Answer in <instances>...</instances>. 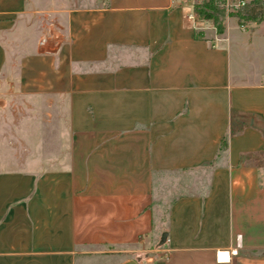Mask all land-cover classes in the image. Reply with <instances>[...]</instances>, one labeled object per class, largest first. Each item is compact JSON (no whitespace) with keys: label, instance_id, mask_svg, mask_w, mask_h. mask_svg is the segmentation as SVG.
<instances>
[{"label":"crops","instance_id":"0c3cea01","mask_svg":"<svg viewBox=\"0 0 264 264\" xmlns=\"http://www.w3.org/2000/svg\"><path fill=\"white\" fill-rule=\"evenodd\" d=\"M200 20L0 0V264H264V19Z\"/></svg>","mask_w":264,"mask_h":264},{"label":"trees","instance_id":"16d2710c","mask_svg":"<svg viewBox=\"0 0 264 264\" xmlns=\"http://www.w3.org/2000/svg\"><path fill=\"white\" fill-rule=\"evenodd\" d=\"M197 18L201 20H212L215 23V27L219 34H222L225 31V19L227 16L238 17L239 23H242L243 20H256L261 21L264 19V0H255L254 4L245 9H237L240 12L235 13H226V9L221 7L219 4H216L213 0H207L200 4L194 5ZM200 35V33H199ZM201 36V35H200ZM227 147V138L225 137L221 143V150L226 149Z\"/></svg>","mask_w":264,"mask_h":264},{"label":"built area","instance_id":"2783aa9c","mask_svg":"<svg viewBox=\"0 0 264 264\" xmlns=\"http://www.w3.org/2000/svg\"><path fill=\"white\" fill-rule=\"evenodd\" d=\"M181 2H191L193 5L203 3L207 0H180ZM216 4L225 8L227 11L245 9L252 5L255 0H213ZM238 254V247L230 249H218L216 251V258L219 262H229L233 256Z\"/></svg>","mask_w":264,"mask_h":264},{"label":"rangeland","instance_id":"374dc122","mask_svg":"<svg viewBox=\"0 0 264 264\" xmlns=\"http://www.w3.org/2000/svg\"><path fill=\"white\" fill-rule=\"evenodd\" d=\"M232 12L235 13V14H238L237 12H240V11H238V10H230V11H227L226 10V13L227 14L232 13ZM200 21H201V23H204L205 25L210 24V26H215V23L212 20H200ZM246 23H247V19H245V20L242 21V24L243 25L246 24ZM2 104H3V101L1 100L0 106ZM8 119H9V117H8ZM14 119H18V118L15 117V116H13L12 117V120L10 122L8 121V123L10 124L8 126L7 123L4 121L5 118L3 116V112L0 111V125H1V127H0V138H3L2 135L5 133L4 131H7V133L9 132V134H10V140L16 139V137H17L16 134H18L19 131H17V130H9V128H13V127L16 128L17 125H18V123L13 122ZM6 138H9V137H6L5 136L4 139H6ZM12 153H19V148L18 147H13L12 148ZM13 165H15V164H13ZM163 232L164 231L161 232V234L159 235V237L162 236ZM113 260H115V258H112V259L109 258V259H105V260L104 259H102V260L94 259V261L92 262V264H112L113 263ZM79 264H82V261H80Z\"/></svg>","mask_w":264,"mask_h":264},{"label":"water","instance_id":"95a60500","mask_svg":"<svg viewBox=\"0 0 264 264\" xmlns=\"http://www.w3.org/2000/svg\"><path fill=\"white\" fill-rule=\"evenodd\" d=\"M167 236H168V232H164V233L162 234V237H161V240H160V242H159V245H163L164 243H166V241H167ZM125 264H135V262H134V261H128V262H126Z\"/></svg>","mask_w":264,"mask_h":264}]
</instances>
